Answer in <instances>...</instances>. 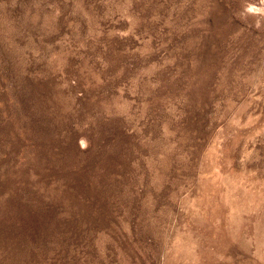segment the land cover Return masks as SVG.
<instances>
[{
	"label": "rangeland",
	"instance_id": "rangeland-1",
	"mask_svg": "<svg viewBox=\"0 0 264 264\" xmlns=\"http://www.w3.org/2000/svg\"><path fill=\"white\" fill-rule=\"evenodd\" d=\"M0 264H264V0H0Z\"/></svg>",
	"mask_w": 264,
	"mask_h": 264
}]
</instances>
